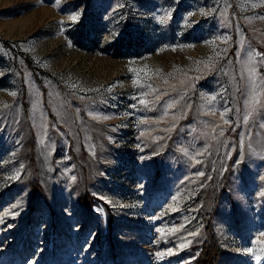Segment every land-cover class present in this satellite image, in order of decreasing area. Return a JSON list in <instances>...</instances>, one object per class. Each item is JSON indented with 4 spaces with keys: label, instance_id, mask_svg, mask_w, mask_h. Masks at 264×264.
<instances>
[{
    "label": "rangeland",
    "instance_id": "rangeland-1",
    "mask_svg": "<svg viewBox=\"0 0 264 264\" xmlns=\"http://www.w3.org/2000/svg\"><path fill=\"white\" fill-rule=\"evenodd\" d=\"M212 244L264 264V0H0V264Z\"/></svg>",
    "mask_w": 264,
    "mask_h": 264
},
{
    "label": "trees",
    "instance_id": "trees-1",
    "mask_svg": "<svg viewBox=\"0 0 264 264\" xmlns=\"http://www.w3.org/2000/svg\"><path fill=\"white\" fill-rule=\"evenodd\" d=\"M219 253L216 251L215 246L209 245L207 249L205 250V253L203 255V259L207 264H216L215 260H218Z\"/></svg>",
    "mask_w": 264,
    "mask_h": 264
},
{
    "label": "snow or ice",
    "instance_id": "snow-or-ice-1",
    "mask_svg": "<svg viewBox=\"0 0 264 264\" xmlns=\"http://www.w3.org/2000/svg\"><path fill=\"white\" fill-rule=\"evenodd\" d=\"M73 19H75V17H73Z\"/></svg>",
    "mask_w": 264,
    "mask_h": 264
}]
</instances>
